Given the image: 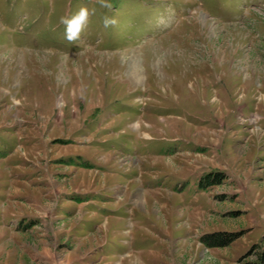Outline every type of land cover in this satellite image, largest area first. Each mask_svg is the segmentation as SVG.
I'll return each instance as SVG.
<instances>
[{"label":"rangeland","instance_id":"rangeland-1","mask_svg":"<svg viewBox=\"0 0 264 264\" xmlns=\"http://www.w3.org/2000/svg\"><path fill=\"white\" fill-rule=\"evenodd\" d=\"M109 3L0 0V264H264V0Z\"/></svg>","mask_w":264,"mask_h":264},{"label":"clouds","instance_id":"clouds-1","mask_svg":"<svg viewBox=\"0 0 264 264\" xmlns=\"http://www.w3.org/2000/svg\"><path fill=\"white\" fill-rule=\"evenodd\" d=\"M97 3L101 8H112V4L109 0H97ZM89 12L87 7H81L73 16L61 17L59 23L65 26V38L70 42L74 43L80 39V34L84 30L85 26L89 21V16L94 14ZM103 26L105 28L115 27L118 24V20L114 17L104 16L102 19Z\"/></svg>","mask_w":264,"mask_h":264},{"label":"trees","instance_id":"trees-1","mask_svg":"<svg viewBox=\"0 0 264 264\" xmlns=\"http://www.w3.org/2000/svg\"><path fill=\"white\" fill-rule=\"evenodd\" d=\"M224 180V175L221 173H209L207 174V176L205 177L204 181H199L198 182V187H200V189H205L208 187H212V186H218L221 185L223 183ZM211 235V236H204V239L206 238L207 241L210 242V244H212L215 247H225L227 246L229 243L224 242L221 238L224 235Z\"/></svg>","mask_w":264,"mask_h":264},{"label":"bare ground","instance_id":"bare-ground-1","mask_svg":"<svg viewBox=\"0 0 264 264\" xmlns=\"http://www.w3.org/2000/svg\"><path fill=\"white\" fill-rule=\"evenodd\" d=\"M129 75H130L131 79H133V80H138V81L140 80V72H139L138 67L136 65L135 59H133V60L131 59V65L129 68ZM134 127H138V125L136 124Z\"/></svg>","mask_w":264,"mask_h":264}]
</instances>
